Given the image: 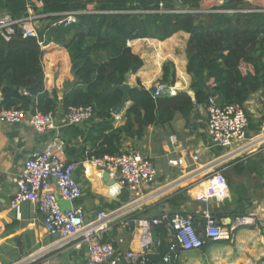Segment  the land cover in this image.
<instances>
[{"label": "trees", "instance_id": "obj_1", "mask_svg": "<svg viewBox=\"0 0 264 264\" xmlns=\"http://www.w3.org/2000/svg\"><path fill=\"white\" fill-rule=\"evenodd\" d=\"M205 1L179 0L177 4L175 0H0V12L15 19L27 16L29 8L47 14L37 37H24L18 25L9 40L0 35V108H37L42 112L56 109L59 98L56 91L46 90L43 66V45L52 42L68 50L76 76L61 100L63 106H90L94 111L90 138L99 144L92 155L124 154L119 148L123 132L128 134L135 126L143 133L150 125L170 123L178 113L188 118L195 106L206 105L210 96L219 105L245 106L252 95L258 94L264 107V8L250 0H209L208 10L200 12ZM37 2L42 3L40 8ZM161 2L165 9L177 11L153 12ZM249 9L254 10L243 11ZM70 11L80 12L75 23H54L60 17L56 13ZM179 32L189 34L185 48L189 88L179 90L175 96L154 97L152 87L146 89L138 82L129 92L126 123L116 127L112 109L123 96L118 86L124 83L126 74H136L144 66L143 58L133 52L129 41L165 40ZM162 81L177 82L172 61L164 63ZM33 85L39 88L37 98L26 94ZM229 164L224 174L228 171L225 177L232 196L242 192L235 185L236 174H261L255 159L238 158ZM187 200V189L169 196L166 201L172 211L168 215H191L195 226L196 215L182 209ZM215 208L210 212L220 225L225 218L247 216L241 207L224 211ZM164 224L158 227L162 242L158 253L150 255L151 264L161 263L173 241ZM204 240V246L212 241L207 237ZM253 264H264V256Z\"/></svg>", "mask_w": 264, "mask_h": 264}, {"label": "crops", "instance_id": "obj_2", "mask_svg": "<svg viewBox=\"0 0 264 264\" xmlns=\"http://www.w3.org/2000/svg\"><path fill=\"white\" fill-rule=\"evenodd\" d=\"M208 1L202 4L200 12L208 10ZM37 6L40 8L42 3L37 2ZM30 10L33 11L32 8ZM188 38V33L179 32L165 40L140 38L129 41L133 52L144 60V66L136 74H128L129 84L135 86L139 82L150 89L162 80L164 63L172 61L176 68V86L179 90L189 88L191 77L187 73L185 54ZM43 49L45 88L49 92L56 91L59 98L55 109V128L37 132L27 120L18 123L0 122V264L21 263L29 254L47 248L53 241L45 229L44 216L35 204L28 201L22 203L19 214L11 208L10 202L17 189V174L24 162L35 151L43 149L48 140L57 134L64 140L63 157L76 164L75 178L83 189L82 196L73 202V206L83 208L86 221L95 219L99 212H119L103 233V240L111 243L117 254L144 249V233L138 220L170 217L168 214L172 208L166 200L181 189H187L189 196L182 209L196 215V228L204 230L205 204L197 201L194 194L202 189L206 174L210 171L209 166L216 164L218 157L226 151L214 144L208 133L205 105L195 106L188 118L178 113L170 123L150 125L143 133H139L135 126L128 134L123 132L120 151L138 152L148 158L157 170L155 181L143 186L140 193L136 194L120 178L110 176L115 182H106L103 178L105 170L92 163L91 158L96 156L92 154L99 144L96 142V146L90 138L93 119L76 123L67 120V109L61 100L76 80L68 50L54 42L43 45ZM190 94L193 95L191 91ZM258 97V94L252 95L244 106L248 119L246 135L254 146L233 155L223 168L227 170L231 166L227 164L238 158L255 159L261 174L246 171L237 175L235 172L233 179L235 185L242 189L241 194L232 196L230 193L226 200L212 199L209 204V210L214 207L222 208L221 211L241 207L248 217L255 219L254 222L238 226L234 230L233 241H210L201 249L182 252L174 264H253L264 256V107ZM129 106L128 101L124 109L114 115L116 127L125 125L124 113ZM173 136L176 142L171 140ZM194 154L200 156L197 163L192 161L191 156ZM180 156L185 158L183 166L172 167L168 164L169 158ZM226 219L230 218L223 219V222L233 224L234 219ZM159 226H151L149 230L151 257L158 253L162 242ZM164 228L167 236H172L165 224ZM219 242L223 245L220 246ZM187 254L192 255L187 257ZM85 259V247L68 246L47 253L36 264H80ZM160 264L165 263L161 261Z\"/></svg>", "mask_w": 264, "mask_h": 264}, {"label": "built area", "instance_id": "obj_3", "mask_svg": "<svg viewBox=\"0 0 264 264\" xmlns=\"http://www.w3.org/2000/svg\"><path fill=\"white\" fill-rule=\"evenodd\" d=\"M254 9L243 10L253 11ZM27 16L15 19L8 13L0 12V35L9 40L16 33V26L21 27L24 37H37L38 28L45 14L30 12ZM173 13L175 9H165L163 2L153 12ZM199 12L197 10H193ZM223 11V10H219ZM231 11V10H225ZM79 11L58 13L60 16L55 23L66 25L77 21ZM42 45L43 41H39ZM152 88L153 96H175L179 88L176 84L157 81ZM208 113V133L214 144L226 149L225 153L218 157L216 164L209 166L202 189L194 194V198L205 204L203 217L205 227L203 233H198L191 215L175 214L164 218H141L138 220L142 228L143 250H128L123 254H117L113 245L103 240V233L109 223L116 219L119 212H99L95 219L86 221L82 207L63 208L61 200L74 202L82 196L83 189L75 178L76 164L63 157L64 140L57 134L50 138L46 146L35 151L23 164L16 177V192L10 202L12 209L21 212L24 202H31L37 206L43 214L44 226L53 241L47 248H41L29 254L21 263L36 264L47 253L74 246L85 247L86 259L80 264H151L150 249L151 226L162 225L165 222L173 236L168 251L162 256L165 264L176 263L182 252L201 249L204 238L212 241H233L234 230L240 225L254 222L253 217L243 216L234 220L233 224H219L211 215L209 204L215 198L224 201L230 196L229 183L224 174L223 165L235 154L252 146L248 141L246 127L248 125L244 106L240 104L219 105L213 96L209 97L205 105ZM67 109L68 122L76 123L93 118L94 111L90 106H69ZM55 110L42 112L37 108L18 109L0 108V122L18 123L27 120L37 132H47L55 128ZM176 142L174 136L171 137ZM179 146V145H178ZM177 146V147H178ZM194 163L199 162V154L191 156ZM93 164L108 171L110 176L120 178L124 185L136 194L140 193L143 186L151 184L157 177V170L153 163L143 155L135 151L124 154H104L93 156ZM214 162H216L214 160ZM185 158L171 157L168 164L172 167H181ZM203 184V183H202Z\"/></svg>", "mask_w": 264, "mask_h": 264}, {"label": "water", "instance_id": "obj_4", "mask_svg": "<svg viewBox=\"0 0 264 264\" xmlns=\"http://www.w3.org/2000/svg\"><path fill=\"white\" fill-rule=\"evenodd\" d=\"M226 2L229 1V0H225ZM175 2L177 4H179V0H175ZM57 21V20H56ZM133 86L129 84L128 82V74H126L125 76V81L122 85H119L118 88H120L123 92V96H122V99H121V102L119 104H117L116 106L113 107L112 109V113L113 115H118L125 107L126 103L128 102L129 100V92H130V89L132 88ZM188 89V88H187ZM186 89V90H187ZM26 91L36 97L38 92H39V88L37 85H33L31 87H28L26 89ZM2 98L0 97V102H1ZM103 178L106 182L108 183H114L115 182V179H111L110 178V173L108 171H105L104 174H103ZM213 200L215 201L216 199L213 198ZM61 205L63 208H70L72 207L73 205V202H68V201H64V200H61ZM226 220H230V219H226Z\"/></svg>", "mask_w": 264, "mask_h": 264}, {"label": "rangeland", "instance_id": "obj_5", "mask_svg": "<svg viewBox=\"0 0 264 264\" xmlns=\"http://www.w3.org/2000/svg\"><path fill=\"white\" fill-rule=\"evenodd\" d=\"M252 2L257 5L258 7H263L264 8V0H252ZM214 6V5H213ZM211 7V6H209ZM32 12V11H30ZM43 22H41V26H42ZM219 245H223L222 242H219ZM195 252V251H194ZM184 253V252H183ZM192 254H187V257H191Z\"/></svg>", "mask_w": 264, "mask_h": 264}]
</instances>
